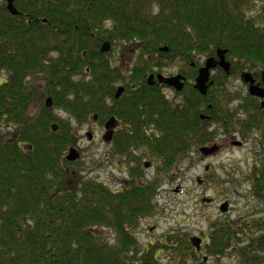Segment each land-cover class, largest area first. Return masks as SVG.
<instances>
[{"label": "trees", "instance_id": "1", "mask_svg": "<svg viewBox=\"0 0 264 264\" xmlns=\"http://www.w3.org/2000/svg\"><path fill=\"white\" fill-rule=\"evenodd\" d=\"M13 1L16 16L0 0V264H158V250L190 245L176 235L148 250L138 241L140 220L157 212L154 181L131 179L116 192L81 174L80 160L66 159L95 116L101 124L116 116L123 125L114 139L120 154L147 147L143 156L159 159L165 173L215 140L213 124L245 140L256 136L258 160L245 177L264 203V109L249 96V115L237 122L215 100L231 75L248 71L261 82L264 0ZM106 41L127 44L134 65L126 77L101 53ZM218 50L227 51L231 71L219 69L224 80L213 77L206 96L192 86L174 102L147 83L154 69L182 61L192 71L194 58ZM121 80L126 93L116 100ZM203 112L210 121L201 120ZM191 250L173 261H202ZM204 250L264 264V216L216 224Z\"/></svg>", "mask_w": 264, "mask_h": 264}, {"label": "rangeland", "instance_id": "2", "mask_svg": "<svg viewBox=\"0 0 264 264\" xmlns=\"http://www.w3.org/2000/svg\"><path fill=\"white\" fill-rule=\"evenodd\" d=\"M109 58L116 66L121 64L123 70L134 65V60L127 55V52H124L121 45L112 47ZM205 61V58L197 56L192 62L202 66ZM160 69L167 74L183 71L188 77L190 75L187 63H182V61H174ZM257 70L262 73L261 68ZM222 75L221 71L215 70L213 77H217L221 83L224 80L220 77ZM194 84L195 78L189 77L184 86L186 90L182 93H174L169 89H163V91L168 94L170 99L180 101V97L188 91L187 88ZM120 85L123 84H119L117 87ZM223 85L221 91L215 93L216 102L220 103L223 111L228 109L235 116L237 122L245 120L247 109L244 106L249 97L248 85L243 82L241 75L229 76ZM239 106L242 108L237 109ZM202 115L211 116L209 112H203ZM104 125L98 121H92L78 133L80 142L77 144V149L82 162L81 174L106 183L114 191H121L124 186L130 183L131 179L143 180L145 183L154 181V184L157 185L154 201L157 212L140 220L141 231L137 235L138 241L141 246H147L150 241L154 240L152 244L154 247L157 244L166 243L164 236L173 237L176 235L173 238L181 237L191 245L182 247L178 243L177 251L170 247L167 248L157 263L176 264L173 259L179 260L180 253L186 252L188 248L193 249L191 252L194 251L191 239L200 237L203 239V243L202 251L199 254L201 259L203 256L209 257L211 262L207 264H236L235 255L208 256L204 248L209 234L216 224L234 221L249 214H255L256 217L264 216V203L258 202L251 196L250 184L245 177L246 174H251L252 167L258 160L257 137L245 140L239 135V132L236 131L229 135L222 131L221 125L213 124L208 127V130L216 133V137L212 143H207L206 147L216 144L221 148V151L216 155H210V157L201 155L197 149L181 159L178 164L175 163L173 168L165 173L159 159L152 158L150 160L148 155L143 156L142 151L139 152V157H134L133 153L132 158L124 164L117 162V158L123 160L124 157L118 156L116 159L113 157L111 143L104 139L106 134ZM121 129H123V125H121ZM88 133L91 134L92 141H90ZM234 137L237 138V141L243 142L242 147L231 144ZM140 158L143 159L139 163L134 161ZM149 162L153 164L154 168L146 169L144 167L145 163ZM136 170L139 173L137 176H133ZM207 200H212V202ZM225 203H228L229 208L226 212H222L221 207ZM168 256L171 258L170 261ZM216 260L217 262H215ZM197 264H202V261Z\"/></svg>", "mask_w": 264, "mask_h": 264}, {"label": "water", "instance_id": "3", "mask_svg": "<svg viewBox=\"0 0 264 264\" xmlns=\"http://www.w3.org/2000/svg\"><path fill=\"white\" fill-rule=\"evenodd\" d=\"M7 9L8 11L16 16L18 14L15 6H14V1L13 0H7ZM46 22V21H44ZM110 51V44L109 43H105L102 47L101 52L102 53H107ZM162 51H168L167 48H163ZM226 54L227 51L226 50H218L216 55L217 58H209L207 59L205 66L203 68L200 69L198 77L196 79V85L195 88L197 90H199V92L202 95H206L208 92V89L210 87V85H212L214 82L210 81L211 78V70L216 69L217 67L221 68L226 74L230 73L231 70V64L226 60ZM242 79L244 80V82L246 84H249V94L253 97H257V98H261L264 99V89L261 88L259 85L255 84V80L252 76V74L250 73H244L242 75ZM158 81L161 84H166L169 85L171 87H174L177 91H181L184 88V84L183 82L185 81V78L182 76H178V77H174V78H168L165 79L162 75L158 76ZM262 82L264 84V73H262ZM148 83L150 85H154L153 83V76L149 77ZM123 92V88H119L116 97L119 98L121 96ZM46 106L48 108H52L53 107V101L51 98H48L46 100ZM262 107H264V102L262 103ZM113 126H114V119H110L106 125L105 128L107 129V133L104 136V139H106V141H111V138L113 136ZM53 130L56 131L57 128L55 126H53ZM90 139L92 138L91 134H88ZM236 146H241L242 143L240 141H236L233 143ZM219 151V146L217 145H213L211 147H202L200 149V152L203 156H210V155H215L217 152ZM80 158V153L77 149L75 148H71L66 159L68 161L71 162H75ZM208 202H210V200H207ZM204 202H206L204 200ZM229 208L228 203H225L222 205L221 207V211L222 212H226ZM191 242L193 244L194 247L197 248V250L201 249V243L202 240L199 237H194L191 239Z\"/></svg>", "mask_w": 264, "mask_h": 264}, {"label": "flooded vegetation", "instance_id": "4", "mask_svg": "<svg viewBox=\"0 0 264 264\" xmlns=\"http://www.w3.org/2000/svg\"><path fill=\"white\" fill-rule=\"evenodd\" d=\"M104 43V42H103ZM110 44V43H109ZM103 45V44H102ZM118 45H121L122 46V48L124 49V52H127V44H122V43H117L116 44V46H118ZM115 46V45H114ZM112 44H110V51L109 52H107L106 54L108 55V54H110V52L112 51V47H114ZM102 47L103 46H101V50H102ZM207 61V60H206ZM206 63V62H205ZM205 63L202 65V66H198L199 64H195V63H190V67H191V69H192V71H189L190 72V75H189V77L190 78H192L193 76L192 75H194V69L197 71V75H196V77H195V83H196V79H197V77H198V74H199V71H200V69L201 68H203L204 66H205ZM220 68L219 67H217L216 69H214V70H211V75L213 76L214 75V72H215V70H219ZM123 72L121 73V76L124 78V77H126L127 76V74H128V72H130V68H128L127 67V69H125V70H122ZM191 73H192V75H191ZM159 75H162L165 79H168V78H174V77H178V76H182V77H184L185 78V82H186V80H187V78H189L188 77V75H186L185 74V72H183V71H177L176 72V74L174 73V74H167V73H165V71H163V70H161V69H159V70H157V69H154V70H152L151 72H149L148 73V78H147V80H149V77L150 76H153V83H154V85H150V86H153V87H155V86H158L159 87V89H165V90H167V89H169V90H171V91H173L174 93H182L183 91H184V88L181 90V91H177L174 87H171V86H169V85H166V84H160V82L158 81V76ZM124 80H126V82H127V80H128V78H125ZM123 80H121V81H117L116 82V94H117V92H118V90H119V88H123V92H122V94H121V96L119 97V98H117L116 97V95H115V98H116V100H119L120 98H122L123 97V95L126 93V86L124 85V83L122 82ZM258 84H261L260 82H257ZM119 84H123V85H120V86H118L117 87V85H119ZM184 86H185V83H184ZM192 87V86H191ZM194 88H195V85L193 86ZM196 89V88H195ZM209 91V90H208ZM208 93V92H207ZM166 95H167V98H168V100H170V101H176V100H172V99H170L169 98V96H168V94L166 93ZM177 96H178V94H177ZM264 99H260V100H257L256 99V101L257 102H259L260 101V104H259V110H262V109H264V107H262L261 106V103H262V101H263ZM209 108H211V106H209ZM244 110V109H243ZM241 114V113H240ZM248 116L249 115V113L247 112V111H245V116ZM201 117V119L202 120H206V121H210L211 120V117L210 116H205V115H202V116H200ZM112 119H114V126H113V136H112V138H111V141L109 142V143H111V149H112V155H113V157H115V159L118 157V156H121V157H124V159L123 160H121V159H119V158H117V162H120V163H126L127 161H128V156H132L133 155V153H134V157H139L140 156V154H139V152L140 151H142V153H143V155H144V153H146V152H148V149H147V147H144V146H140V145H137V144H135V145H133V146H131L130 147V149H128L127 150V152L126 153H124V154H120L119 153V151H118V148H117V145H116V141L114 140L115 139V137H116V134L118 133V131H120V130H122L121 129V124H120V122L118 121V119L116 118V116H112ZM237 138H232V141H231V144L233 145V146H236V145H234L233 143H234V140H236ZM236 147H242V145L241 146H236ZM200 149V148H199ZM199 149H198V151H199ZM219 151H221V148H220V150ZM201 154V153H200ZM211 156H213V155H211ZM210 156V157H211ZM179 163V162H178ZM177 163V164H178ZM121 167V166H120ZM144 167L146 168V169H152V168H154L153 167V164L152 163H145V165H144ZM171 168H173V167H171ZM117 192V191H116ZM212 202V201H211ZM203 240V239H202ZM207 241V240H206ZM205 241V242H206ZM154 243V240L153 241H150L149 243H148V245L146 246L145 245V248L148 250L149 249V245L150 244H153ZM167 249V247L165 248V249H161L160 251L158 250L157 251V255H156V257H155V259L157 260V262H159V258L162 256V255H164L165 254V250ZM199 253H197L196 254V257H199ZM206 258V259H205ZM170 256H168V260L170 261ZM209 262H211L210 261V259H209V257H207V256H203L202 257V264H207V263H209ZM215 262H217V260L215 261Z\"/></svg>", "mask_w": 264, "mask_h": 264}]
</instances>
